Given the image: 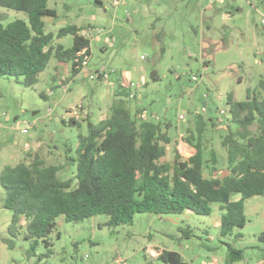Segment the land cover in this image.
Here are the masks:
<instances>
[{"label": "rangeland", "instance_id": "obj_1", "mask_svg": "<svg viewBox=\"0 0 264 264\" xmlns=\"http://www.w3.org/2000/svg\"><path fill=\"white\" fill-rule=\"evenodd\" d=\"M48 5L57 16L44 17L47 32L68 25L102 32L90 38L82 77L74 75L71 63L52 59L33 86L26 87L22 77L0 78V173L5 165L38 156L61 164V177L73 176L76 165L67 163L66 153L75 157L88 121L106 117L115 101L133 115L142 109L144 119L169 125L172 141L162 159L169 162L177 150L185 157L194 154L184 134L201 114L209 121L207 157L214 149L219 175L228 173L222 139L229 126L239 129L229 119V95L243 101L251 89L264 96V0H49ZM15 19L27 15L0 6V22ZM59 41L71 47L73 35ZM103 71L106 78L90 77ZM140 118L137 112L138 125ZM251 132L259 134L257 124ZM204 175L211 176V167ZM5 196L0 182V264H166L157 259L163 250L177 251L191 264H229L228 244L244 250L237 264H264V195L245 201L246 225L227 236L220 233L218 203L211 204V215L138 213L131 224L119 226L108 225L104 214L78 222L61 215L52 244L38 239L34 254L35 239L23 235L24 217L15 247L5 242L14 216L3 205Z\"/></svg>", "mask_w": 264, "mask_h": 264}, {"label": "trees", "instance_id": "obj_2", "mask_svg": "<svg viewBox=\"0 0 264 264\" xmlns=\"http://www.w3.org/2000/svg\"><path fill=\"white\" fill-rule=\"evenodd\" d=\"M48 2L0 0V6L27 15V19L0 22V78L22 77L26 87L33 86L52 59L71 63L74 75L82 73L75 57L83 47L90 48V39L80 35L84 28L78 25L47 32L44 17L57 16ZM68 34L73 35L71 47L57 42ZM125 95L132 97V93ZM228 104L230 122L239 129L229 126L222 139L227 153L225 176L219 175L217 152L211 149L207 157L205 131L209 121L201 114L184 134L195 153L185 157L177 150L169 162L162 160L172 141L166 130L169 125L160 119H144L143 111L138 125L136 115L118 101L112 104L108 117L88 121L87 134L79 135L75 157L66 153L67 163L76 165L73 176L61 177V164L46 163L38 156L30 162L5 165L0 173L6 191L3 205L14 212L10 238L5 242L9 248L15 247L22 217L27 221L24 237L35 239L34 254L38 239L46 247L52 244L50 234L61 215L78 222L104 214L109 217L108 225L119 226L131 224L138 213L177 215L192 211L211 215L213 203H218L221 211L222 236L244 227L245 201L264 195V96L248 89L246 100L236 101L230 94ZM254 124L259 134L251 132ZM208 167L209 177L204 175ZM183 230L190 236V228ZM243 253L228 244L229 264L242 261ZM157 259L166 264H191L172 250H163Z\"/></svg>", "mask_w": 264, "mask_h": 264}, {"label": "built area", "instance_id": "obj_3", "mask_svg": "<svg viewBox=\"0 0 264 264\" xmlns=\"http://www.w3.org/2000/svg\"><path fill=\"white\" fill-rule=\"evenodd\" d=\"M261 24L264 25V16L261 18ZM101 32H102V30H99V29L95 28L94 26H87L86 28H84L80 32V35L86 39H90L92 36L97 35ZM89 58H90V48L89 47L86 46V47H83L82 49H80L79 51H77L76 57H75V62H76L77 68H80L82 70V72H84L87 69ZM90 77L92 79H94L96 77L97 78H106L107 73H106V71H103V72L97 73L96 75L91 74ZM194 79H197V77L194 76ZM131 86L133 87L134 84H132ZM47 95L50 96L51 93H48ZM131 96L133 97V96H135V94L132 93ZM156 117H158V116H156ZM181 118L183 119L184 117L181 116ZM22 132L27 133L28 130L23 129Z\"/></svg>", "mask_w": 264, "mask_h": 264}, {"label": "crops", "instance_id": "obj_4", "mask_svg": "<svg viewBox=\"0 0 264 264\" xmlns=\"http://www.w3.org/2000/svg\"><path fill=\"white\" fill-rule=\"evenodd\" d=\"M87 26H89V25H87ZM87 26H86V27H87ZM83 27L86 28L85 26H83ZM83 27H82V28H83ZM59 40H60V39H59ZM59 42H60V41H59ZM59 63L64 64V62H59ZM103 69H104V68H102V70H103ZM79 77H82L81 73L79 74ZM134 94L136 95V97H138L136 93H134ZM142 111H143L142 109H137L136 113H137V112L140 113V112H142ZM136 113H135V115H136ZM109 115H110V112L107 113V116H106V117H108ZM139 115H140V114H139ZM106 117H103V118H101V119H104V118H106ZM101 119H99V120H101ZM188 146L190 147L189 144H188ZM189 151H190V150H189ZM193 153H195V151H193L192 153L190 152V154H193ZM227 172H228V171H227ZM227 174H228V173H226L225 175H227ZM225 175H224V176H225ZM235 197H236V196H235ZM242 261H243V260H242ZM242 261H239V262H237V263H240V262H242ZM237 263H236V264H237Z\"/></svg>", "mask_w": 264, "mask_h": 264}, {"label": "water", "instance_id": "obj_5", "mask_svg": "<svg viewBox=\"0 0 264 264\" xmlns=\"http://www.w3.org/2000/svg\"><path fill=\"white\" fill-rule=\"evenodd\" d=\"M82 75V74H81ZM204 105H206V102L204 103Z\"/></svg>", "mask_w": 264, "mask_h": 264}]
</instances>
